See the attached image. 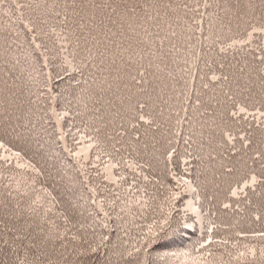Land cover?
I'll use <instances>...</instances> for the list:
<instances>
[{"label":"snow or ice","instance_id":"obj_1","mask_svg":"<svg viewBox=\"0 0 264 264\" xmlns=\"http://www.w3.org/2000/svg\"><path fill=\"white\" fill-rule=\"evenodd\" d=\"M12 4L21 27L0 28V264H264V0ZM188 191L207 235L173 250ZM136 193L168 210L114 242L110 224ZM233 229L246 241L235 255L222 235Z\"/></svg>","mask_w":264,"mask_h":264},{"label":"trees","instance_id":"obj_2","mask_svg":"<svg viewBox=\"0 0 264 264\" xmlns=\"http://www.w3.org/2000/svg\"><path fill=\"white\" fill-rule=\"evenodd\" d=\"M14 6L12 0H4V4L0 6V28H6L10 24L13 27L19 29L21 27L20 21L18 19L19 13L15 15H10ZM5 175L9 178L10 183H14V180L22 179V176L16 172H5ZM151 191V189H149ZM146 199L143 197L142 193H136L134 195H125L124 200L121 204V207L124 209L120 215L123 219H116L114 217L113 222H111L110 227L114 230L113 241H118L120 239H125L129 243L133 242L140 231H146L147 227L152 223L155 217H158L160 213L167 211V205L163 202L162 199L157 197L155 201H152L151 208L143 207L138 201ZM189 202H195L196 207L200 203V193L188 191L183 194L182 202H177L178 211L173 213V223L171 228L167 231L166 239H180L182 233L180 229L181 221L189 218L190 222L194 224H189L190 227L187 230V233H184V239L177 245L173 246V250L179 248L180 250H192L194 247L198 246V241L203 240L206 235V229L209 223V217L205 212L200 213L199 215L195 211H189L187 205ZM159 205V206H158ZM162 206V207H161ZM228 218L221 217V221L226 222ZM239 219V218H238ZM235 223V221H233ZM239 227L249 228V227H259L258 225H251L250 222L241 220ZM238 229H233L232 232L222 233V235L227 236L229 240V246L227 251L236 254V250L231 247L233 243L240 245V250L243 251V243L246 241H237L234 237V231ZM125 231L128 235L125 236ZM168 251V249H160L156 252H153L152 255L156 256L162 254L163 252ZM193 255H197L193 251ZM218 256H223L224 260H230L231 257L227 255V252L220 251L217 252ZM187 258L181 257L180 259L172 258L168 261L161 262L156 261L155 264H184ZM89 264H95V262H89Z\"/></svg>","mask_w":264,"mask_h":264},{"label":"rangeland","instance_id":"obj_3","mask_svg":"<svg viewBox=\"0 0 264 264\" xmlns=\"http://www.w3.org/2000/svg\"><path fill=\"white\" fill-rule=\"evenodd\" d=\"M19 180V179H18ZM162 207V206H161ZM186 222H189V224H194L193 222H190L189 221V218L188 219H185V221H181V223H186Z\"/></svg>","mask_w":264,"mask_h":264}]
</instances>
